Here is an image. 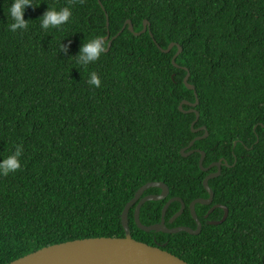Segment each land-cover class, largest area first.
<instances>
[{
  "label": "trees",
  "instance_id": "obj_1",
  "mask_svg": "<svg viewBox=\"0 0 264 264\" xmlns=\"http://www.w3.org/2000/svg\"><path fill=\"white\" fill-rule=\"evenodd\" d=\"M31 0L26 31L11 32L10 0H0V158L22 145L21 167L0 175V264L41 248L89 238H122L120 215L135 192L161 182L168 195L143 204L144 226L165 213L169 228L196 225L189 204L208 194L202 166L224 161L208 181L210 205L195 206L197 235L143 232L128 213L132 239L188 264H264V0ZM49 8L70 7L59 28L41 30ZM143 21L147 31L139 36ZM106 22L108 25L106 26ZM110 48L87 66L74 57L92 37ZM119 33V34H118ZM118 34V35H117ZM115 37V38H114ZM181 51L172 64L177 47ZM67 46V53L60 51ZM100 87L87 84L89 73ZM194 87L188 90L183 79ZM190 107L182 105V110ZM235 144V145H234ZM148 189L146 195H157ZM226 219L218 225L223 210Z\"/></svg>",
  "mask_w": 264,
  "mask_h": 264
},
{
  "label": "water",
  "instance_id": "obj_2",
  "mask_svg": "<svg viewBox=\"0 0 264 264\" xmlns=\"http://www.w3.org/2000/svg\"><path fill=\"white\" fill-rule=\"evenodd\" d=\"M99 5L100 1L97 0ZM108 23L106 22V26ZM125 25H128V31L135 36H139L147 31V26L149 23L147 21H143L142 29L140 32H134L132 26L129 21H126L123 25L122 29L125 28ZM119 34V33H118ZM117 34V35H118ZM107 35L102 38L104 41L108 40ZM115 38V37H114ZM111 40L107 42V47L105 52H107L110 48ZM173 46L177 47V51L172 57V64L174 67L176 64L174 63L175 58L181 51V47L171 43L168 45L166 49H160L164 53H168ZM189 74L187 73L183 79L184 86L194 92V87L187 83ZM195 102L189 103L186 101H182L178 107L179 111L184 113H194L195 119L190 124V129L192 133H197L203 131L204 134L202 136L195 137L192 139L189 144L180 150V155L182 157H188L193 153H199L200 158L198 161V166L202 172H208L212 168H216L214 173H210L207 175L203 181L202 185L208 197L206 199H195L193 200L188 208L192 219L195 222V229H191L189 227H174L169 228L165 225V213L169 205L173 202H178L180 204L179 210L169 219L168 223L172 224L184 211V203L180 198H171L163 205L161 210L160 221L157 224L144 226L139 221V211L143 204L150 201H161L164 200L168 195V188L165 184L161 182H149L142 185L134 194L133 198L124 206L121 215L120 222L124 231V237L122 238H89V239H80L74 241H67L64 243H59L51 246H47L41 248L35 252L27 254L21 258H18L8 264H188L181 260L180 258L160 249L159 247L149 246L147 244L135 241L132 239L130 235V231L128 228V213L131 207H134L133 212V221L136 227L143 232H155V233H164V234H176V233H187L189 235H197L201 230V224L195 214V206L199 205H210L212 202V191L208 187V181L214 179L220 175L221 167H227V164L224 161H218L216 163L210 164L208 167H203V160L205 154L198 150H191L190 148L194 144L195 141L203 139L207 136L206 129L204 127H199L194 129V125L198 120V113L194 110V108L198 104L197 95L194 92ZM182 105L189 106L190 109L187 111L182 110ZM235 145V144H234ZM156 188L160 190V193L157 195H146L143 196V193L148 189ZM221 208L223 210V216L219 221H209L210 225H218L222 223L227 217V209L220 205L212 206L205 218L215 209Z\"/></svg>",
  "mask_w": 264,
  "mask_h": 264
},
{
  "label": "clouds",
  "instance_id": "obj_3",
  "mask_svg": "<svg viewBox=\"0 0 264 264\" xmlns=\"http://www.w3.org/2000/svg\"><path fill=\"white\" fill-rule=\"evenodd\" d=\"M28 7H32L31 0H10L7 7V14L11 20V23L7 24L9 31H26L28 29V21L23 19L24 11ZM71 16L72 11L70 7H63L59 10L47 7V10L38 19L39 26L41 30L45 31L49 28H59L65 25ZM60 51L67 53V46L60 45ZM104 52V40L100 37H92L81 44L78 53L71 58H75L76 62L81 66H87L98 60ZM87 84L91 87H100L101 81L95 72L89 73ZM22 151V145H16L10 155L0 158V175L6 176L20 169Z\"/></svg>",
  "mask_w": 264,
  "mask_h": 264
},
{
  "label": "flooded vegetation",
  "instance_id": "obj_4",
  "mask_svg": "<svg viewBox=\"0 0 264 264\" xmlns=\"http://www.w3.org/2000/svg\"><path fill=\"white\" fill-rule=\"evenodd\" d=\"M212 203V202H211ZM215 206V205H214ZM221 209V208H220Z\"/></svg>",
  "mask_w": 264,
  "mask_h": 264
}]
</instances>
